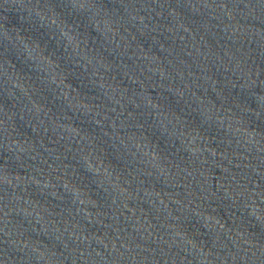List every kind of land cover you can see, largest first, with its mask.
I'll return each mask as SVG.
<instances>
[{
  "label": "water",
  "instance_id": "water-1",
  "mask_svg": "<svg viewBox=\"0 0 264 264\" xmlns=\"http://www.w3.org/2000/svg\"><path fill=\"white\" fill-rule=\"evenodd\" d=\"M0 264H264V0H0Z\"/></svg>",
  "mask_w": 264,
  "mask_h": 264
}]
</instances>
